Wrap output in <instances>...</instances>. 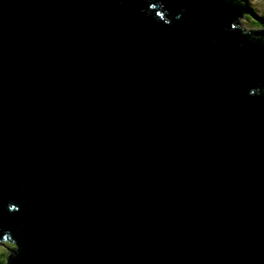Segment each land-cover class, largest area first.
Wrapping results in <instances>:
<instances>
[{
	"label": "water",
	"instance_id": "95a60500",
	"mask_svg": "<svg viewBox=\"0 0 264 264\" xmlns=\"http://www.w3.org/2000/svg\"><path fill=\"white\" fill-rule=\"evenodd\" d=\"M234 0H0L5 264H264V31Z\"/></svg>",
	"mask_w": 264,
	"mask_h": 264
},
{
	"label": "rangeland",
	"instance_id": "374dc122",
	"mask_svg": "<svg viewBox=\"0 0 264 264\" xmlns=\"http://www.w3.org/2000/svg\"><path fill=\"white\" fill-rule=\"evenodd\" d=\"M249 6H252L254 9L256 8L255 14L264 19V0H249ZM254 17L256 18L257 16ZM254 17L253 15L250 16L249 12V14L243 15L239 21L243 23L245 29L257 30L256 28H258V26H262V24H254V26H247L249 24L247 19L249 20L250 18H253L255 22L256 20L254 19ZM257 21L260 22L259 20ZM11 247L13 246H11V244H9L7 241H5V246H0V264H5L4 259L8 256V250H10Z\"/></svg>",
	"mask_w": 264,
	"mask_h": 264
},
{
	"label": "trees",
	"instance_id": "16d2710c",
	"mask_svg": "<svg viewBox=\"0 0 264 264\" xmlns=\"http://www.w3.org/2000/svg\"><path fill=\"white\" fill-rule=\"evenodd\" d=\"M235 3H237L238 5H241L243 7L244 13L249 14L250 12V16L253 15L257 16L256 18L254 17V19L256 20L254 22L253 18H250L249 20L247 19V21L249 22V24L247 26H254V24L258 25V24H262V26H258V27H263L264 26V19L262 17H258L257 14H255V9L252 6H249V0H234ZM257 20H259L260 22H258Z\"/></svg>",
	"mask_w": 264,
	"mask_h": 264
},
{
	"label": "clouds",
	"instance_id": "9594fccd",
	"mask_svg": "<svg viewBox=\"0 0 264 264\" xmlns=\"http://www.w3.org/2000/svg\"><path fill=\"white\" fill-rule=\"evenodd\" d=\"M255 9H256V8H255ZM255 11H256V10H255ZM243 15H246V13H244V11L242 12L241 17H242ZM250 15H251V14H250ZM241 17L237 19V25H238V27H239L240 29H242L244 32H249V31H264V29H260V28H256L257 30L245 29L243 23H241V22L239 21V20L241 19ZM258 17H259V16H258ZM11 246H12V245H11ZM13 248H15V247H11L10 250H12ZM7 257H8V256H7Z\"/></svg>",
	"mask_w": 264,
	"mask_h": 264
},
{
	"label": "bare ground",
	"instance_id": "6f19581e",
	"mask_svg": "<svg viewBox=\"0 0 264 264\" xmlns=\"http://www.w3.org/2000/svg\"><path fill=\"white\" fill-rule=\"evenodd\" d=\"M259 28V27H258ZM262 28H264V27H262ZM260 29H261V27H260Z\"/></svg>",
	"mask_w": 264,
	"mask_h": 264
}]
</instances>
